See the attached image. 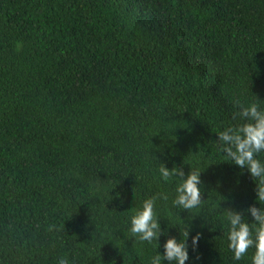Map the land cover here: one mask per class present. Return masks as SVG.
Masks as SVG:
<instances>
[{
	"label": "trees",
	"instance_id": "16d2710c",
	"mask_svg": "<svg viewBox=\"0 0 264 264\" xmlns=\"http://www.w3.org/2000/svg\"><path fill=\"white\" fill-rule=\"evenodd\" d=\"M236 101L264 108V0H0V264H150L187 228L186 264H251L225 212L255 183L215 140ZM159 163L201 171L199 207ZM162 193L156 248L129 217Z\"/></svg>",
	"mask_w": 264,
	"mask_h": 264
},
{
	"label": "clouds",
	"instance_id": "9594fccd",
	"mask_svg": "<svg viewBox=\"0 0 264 264\" xmlns=\"http://www.w3.org/2000/svg\"><path fill=\"white\" fill-rule=\"evenodd\" d=\"M239 107L238 116L243 123L228 126L222 131L215 133L217 147L223 153L224 161L230 162L240 169H244L255 183V200L259 207L249 205L246 209L235 210L226 208L225 219L228 225V247L236 261L242 260L249 249H254L251 255V264H264V161L259 155L264 153V108L252 102L244 106L236 101ZM158 173L164 182L176 181L175 194L172 204L183 210H191L199 207L201 199V180L198 169L189 171L187 174L173 166L171 169L164 163H159ZM118 199L119 195L115 194ZM157 198L168 199V195L160 194L145 199L139 208L131 209L129 217V231L140 242H156L164 231L160 228L154 208ZM251 216V222L247 217ZM49 230H52L50 226ZM200 233L191 237L193 249L198 246ZM189 228L183 233V239L169 237L163 244V253L156 252L151 258L150 264H186L189 261L187 238ZM57 264H70L68 258L60 257Z\"/></svg>",
	"mask_w": 264,
	"mask_h": 264
}]
</instances>
